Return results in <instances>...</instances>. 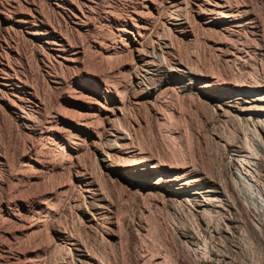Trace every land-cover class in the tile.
Returning a JSON list of instances; mask_svg holds the SVG:
<instances>
[{
    "label": "rangeland",
    "instance_id": "374dc122",
    "mask_svg": "<svg viewBox=\"0 0 264 264\" xmlns=\"http://www.w3.org/2000/svg\"><path fill=\"white\" fill-rule=\"evenodd\" d=\"M104 1L111 13H113L115 18L119 20L118 27L122 26V24H124L123 21L129 17L133 18V23L138 20L137 15L140 11V0H121V2H119L120 0H116V2H114L115 0ZM153 1L158 3V5L160 4L159 0ZM230 1L231 3L233 2L232 5L235 9L237 8L240 10L239 14L241 17V23L239 24L241 27L239 26L235 32L231 33V35L223 33L222 30L219 29L220 26L218 24H210L211 26L209 29L203 21H199V23L195 22V20H193L194 18L189 16L192 15V11L189 8L181 7L178 9L179 11H175L174 14L172 9L161 4L159 5V15L155 16V18L152 16L149 20L147 18V21L143 24L144 37L141 44L144 47V51L149 56L148 63H141L128 53H121L122 56L121 54H118V57L116 54L114 55L115 57L112 56V59L110 58V62L108 60V62L104 63L105 59L107 61L108 55L102 53L101 56L94 50L90 51L89 62L93 59L90 62V65L92 66L89 65V62L87 63L90 72L94 70L96 73H93L99 76L101 80L104 82L106 80V85H108V81L111 80L110 87H108L118 93L119 98L123 102V113L128 109L123 114L121 126H123L122 128H124V130L126 129V133L129 128V134L127 133L128 136L135 139L131 138L132 141H128L127 148L136 154L144 153L143 155L158 160L159 164L162 163L160 164L161 166H165L167 172H163V174L162 172L158 174L152 172L154 174L147 173L143 177L135 176L133 178L125 177L124 175L119 174V172H112V170L108 167L106 168V166L118 163L119 165L122 164V166H124L126 164H132L133 162H112V160L109 161L108 158L97 157L95 155L96 149L93 148H96V146L99 148V146L96 143H93V141H88V144L84 145V134L81 133L74 134L77 135V137H75L77 139L73 140V142H76H74V144H77V151L79 152H75L69 156L65 155L63 148L60 147L61 145L58 146V144H52V142L48 143V141L41 142L42 144L40 143L38 148L45 149H40L41 152L43 151L42 154L39 150H37V153H40V157L41 159L43 158L42 161H44V163L51 164L52 160V163H55V161L58 160L57 163H59L62 158L61 156H63V158L70 159L69 164L63 166L62 169L58 168L54 171L44 170V173L42 172V175H39V179H35L31 176H28L27 178V176H25L21 182L11 184L12 190L15 189L18 191L17 194V191L14 192V190V193L12 192L13 195L17 194L16 196L28 197L32 195L30 194L31 192L33 195L38 194L42 196L43 199H47V203L52 200V202L55 201L54 203L56 204L52 202L49 203L52 213L47 215V217L42 218L45 225L43 224L44 227L40 229L39 234L42 233L40 237L39 234L37 238L36 235L34 237V234H31V236L24 235V237L23 235L20 237V235L17 234V238L15 237L13 239L14 242L11 240L10 248L14 249L12 251L15 256H13V258H3L6 264L10 261L9 264L21 263L23 259L22 255L29 252L33 253L29 254L30 257L34 258V261H37L40 264H99L100 262L102 264H264V128L261 130L254 126L257 120H259L257 118H252L251 122L248 123L243 119L234 116V107H230V103H226L227 105L225 104L222 108H217L213 105V102L220 97L219 95H224L226 97L225 100H230L231 96L242 94L240 89L243 88H247L251 91H260L261 94H264V0H251L252 2H249L250 0ZM247 1L248 6L246 4ZM124 3L126 5L130 4L126 6ZM131 5L136 8L134 9ZM119 6L120 8H117ZM119 10H121L120 13L116 12ZM131 10H135L136 12H132ZM44 12H47L46 9H44ZM246 12L247 14H245ZM169 13L170 15L182 16L181 18H184L186 15L185 18L188 22L191 21L189 23L192 29L190 28V25H188L187 32L189 36L187 38L179 37L169 31L164 24V19L170 16ZM120 15H122L121 18L118 17ZM96 19L98 21L94 20V22L97 23L96 25L100 28L102 26L101 31H105L108 34L103 32L104 35L102 33L101 36L94 37L96 39L99 37V40H103L105 45L109 42L112 43V41H117L114 28L111 29L108 24L97 17ZM160 21L163 22V26ZM260 21L262 22L261 24L259 23ZM137 23L138 21L135 24ZM191 23L196 24V26ZM191 30L193 32H191ZM111 31L112 33H110ZM252 31L254 33H252ZM255 32L259 34H256ZM175 37H178L177 40ZM150 41H153L152 44ZM161 41H163V43ZM94 54L95 56L97 55V58ZM125 55L128 59L125 58ZM113 58L117 61H114ZM129 58H131V60ZM132 59L134 61H132ZM170 60L174 62V64H182L185 67L187 71V79L184 83L180 85L178 80L173 79L172 85L163 88V91L162 89L158 91L155 98L145 103L138 101L136 99V93L146 89L148 87L147 85H149V87L152 86L154 84L152 82L157 75L165 73L166 70L170 69L173 65ZM111 62L114 63L111 64ZM106 63L110 66L107 67ZM93 65L95 66L93 67ZM97 67L98 69H102L98 70ZM100 70H102V73ZM118 70L123 74L121 75ZM125 71H127V74ZM103 73L105 75H103ZM133 74L141 79L142 86L140 85L138 87L136 84V77ZM123 77L128 82H124ZM117 82L119 84H116ZM126 83L130 84L128 85ZM120 84H123L124 86ZM64 90L69 91L66 92ZM64 90L59 92H66L74 95L72 86L69 89ZM123 90L124 93L126 92L125 94H123ZM202 92L203 95L201 94ZM251 94L255 95V93ZM122 96H124V98H122ZM159 98H161V103ZM163 99H166L167 101L165 100V102L167 103H165ZM173 100L179 103L180 106L175 102L176 105ZM60 103L63 105L62 107H60ZM60 103L58 104L59 106L54 105V107L50 106L49 103L48 106L50 108L47 106V109L58 108L59 111H57L62 112L60 114H65L66 116H63L68 119L70 118V120H78L77 122H80L81 119L84 120L85 118H88L90 121L89 128L92 129V131L94 130L93 132L97 133L98 131L99 137L103 140L99 145L105 146L108 140H110V137L108 136L109 131L112 130V128H117L115 126H118L117 121L109 122L104 117H97L96 115L94 116L93 114L86 113L76 105L71 106L62 102ZM138 103H141V105L144 104L142 105L143 108ZM125 105L127 106L125 107ZM174 106L182 109H179L182 118L181 126L175 130L176 133H166V131H164V122H167L168 119V109L172 107L174 108ZM59 108H62L63 110L61 111ZM48 110L47 112L44 111L43 115L50 116L49 113L51 111ZM80 113L83 114L81 115ZM79 115H81V117ZM164 116L167 117L164 118ZM125 117L129 118L125 119ZM89 118L95 122L99 119L98 121H100V123L98 124L96 122L99 126L96 125V128L94 129L96 123L92 121L93 125ZM105 120H107V122ZM188 120H192L191 123H189L190 121ZM168 121L170 120L168 119ZM188 123L193 125L190 126ZM262 123L264 127V122ZM155 126L157 129L159 126L160 127L157 130ZM155 131L157 135H155ZM162 133L167 136H164ZM150 134L152 137H150ZM165 137L173 138H168V140ZM80 138L81 140H78ZM165 139L167 140V143ZM139 140V145L141 147H148L146 149L143 147V149H141L142 151L139 150L140 146H138L137 143ZM141 140H145L144 143ZM171 140L173 141L171 142ZM155 141L158 142L156 143ZM154 142L156 144L153 145ZM78 143H80V145ZM56 146L57 150L54 149ZM171 146H174V148ZM58 147L60 149L62 148V150L60 151ZM48 148L51 152H47L49 151ZM149 148H153L154 150H149ZM52 152H54V157ZM46 153H48V155ZM57 153H59V155ZM244 154H246V156ZM56 156L58 157L57 160L54 159L57 158ZM101 159H103V161ZM10 163L12 164L10 166L13 171L19 170V165H17V163L15 164L14 160H11ZM46 172L49 174L51 173V175H48ZM179 173L185 176V179L199 180L198 184L200 185V188H202L200 194L196 198H188V200L185 201L187 204L178 198H171L168 194L170 187H174L177 183L174 181V177ZM159 175L164 176V179L168 181V183L163 184V186L160 184H151V181ZM51 176L52 179L50 178ZM61 178H64L63 181H61ZM53 180L55 183H53ZM57 181L60 184H58ZM65 181H67V184ZM82 181L88 183V185L85 186ZM19 183H23V185ZM248 184L250 186H248ZM58 186H60V188ZM70 186L71 188H69ZM41 189H43V191ZM61 191L65 193L63 194ZM208 194L213 195V197H211L212 203L210 206H204V202L202 201L204 200V195ZM57 199L61 201V204ZM112 204L115 205L112 206ZM116 204L119 205V207L117 206L116 208ZM52 205H57L58 207L55 208L54 206V210ZM116 210L120 212H117ZM46 218L47 220H45ZM115 223H118V225ZM43 228L45 230L48 229L46 233ZM44 235L48 237L46 239H49V243L46 239H42L46 237ZM30 237H32L33 240ZM38 238H40V241H43V243L41 242L42 244ZM28 239L33 242L28 241ZM47 243L49 245H47ZM31 244L34 249L36 245V251L31 248ZM43 244L45 245V248ZM52 249L57 252L53 254ZM23 251L24 253H22ZM48 252L50 253L48 254ZM15 258L18 260H15Z\"/></svg>",
    "mask_w": 264,
    "mask_h": 264
},
{
    "label": "bare ground",
    "instance_id": "6f19581e",
    "mask_svg": "<svg viewBox=\"0 0 264 264\" xmlns=\"http://www.w3.org/2000/svg\"><path fill=\"white\" fill-rule=\"evenodd\" d=\"M159 1H160L159 5L164 4V5L168 6L170 9H172L174 11V14H175V11H177L181 7L189 8L192 11V15H189V16H192L194 18L193 20H195V22H197V23H199V21H203L204 24L207 25V28H209L211 26L210 24H213V25L218 24L220 26L219 29L222 30L223 33L231 35V33L235 32V30L239 26L241 27V25H239L241 23V17L239 14L240 10H238L237 8L235 9L234 6L232 5L233 2L231 3L230 0H159ZM114 2H116V0ZM119 2H121V0ZM249 2H252V1L250 0ZM133 3H134V1H133ZM237 3H239V2H237ZM247 3H248V1L246 2V4ZM129 4H127V5H129ZM159 5H158V3H156L153 0H140V3H139L140 11H139V14L137 15V19H138L137 21L139 24L138 23L135 24L137 21L136 22L134 21V23H133V21H132L133 18L128 16L129 18L123 21L124 24H122V26L118 27L119 20L115 18L113 13H111V11L107 7V4L104 0H0V264L5 263L3 258H13V256H15V254L12 251L14 249L10 248V242H12L11 240H13L15 237L17 238V234L20 235V237H21V235H23V237H24V235H27V236L30 235L31 236V234H34V237L36 235V238H37L38 234L40 232V229L42 227H44V225H45L42 218L47 217V215H50L52 213V210L49 207V203L52 202V200L49 203H47V201H46L47 199L46 200L43 199L42 196H40L38 194L33 195V193H31L30 190H29V192H30V194H32L31 196L23 197L21 195L23 198L20 196H16L18 194V191L15 189H14L15 191L12 190L11 184L21 182L25 178V176H27V178H28V176H31L35 179H37V178L39 179V175L42 172L44 173V170L54 171V170H57L58 168L62 169L63 166L69 164L70 159H66L65 157L63 158V156H61L62 157L61 159L59 158L61 160L59 163H57L59 160L55 161V163H52V161H53L52 160L51 164L44 163V161H42L43 158L41 159V157H40V153L42 154L43 151L41 152L40 149H45V148H40V149L38 148V145H40L41 142L48 141V143L52 142V144L55 143V144H58V146L61 145L60 147L63 148V152L65 153V155L69 156L71 154H74L75 152H79V151H77L78 150L77 146H76L77 144H74L75 141L73 142V140L77 139V138H75V137H77V135H74V134L81 133V134H84V142L82 141L84 143V145L88 144L87 143L88 141H93V143H96L99 146V148L97 146H96V148H93V149H96L95 155L97 157H99V158L105 157V159L108 158L109 161L112 160V162L113 161H115V162L126 161L128 163H129V161L133 162L132 164H126L124 166H122V164L119 165V163L115 164V165L106 166V168L107 167L110 168L112 170V172H119V174H122L125 177H129V178H133L135 176L143 177L147 173H152V172H156L157 174L160 172H162V174H163V172L164 173L167 172V169H165V166H161L160 164H162V163L159 164L158 160H154V158H151L149 156H145V155H143L144 153L143 154H141V153L136 154L127 148L128 141H130L131 138H133V137L128 136L129 128H128V132H127L128 134L125 132L126 129L124 130V128H122L123 126H121V119H123V114L128 109L125 110V112L123 113V111H124L123 110V102L119 98L118 93L115 90H111L109 88L111 80L108 81L109 84L106 85L107 84L106 80H105V82H106L105 83L103 80H101V78L99 76L94 74V73H96V72H94V70H92L90 72L89 68L87 67V63L89 62V53H91L90 52L91 50H94L95 52L99 53V55H101V56H102V53L108 55L107 61H106V59L104 60L102 58L104 60V63L108 62V60L110 62V58L112 56L115 57L114 55L117 54V57H118V54H121V53H123V54L128 53L131 56H133L134 58H136L137 61H139L141 63H145V64L148 63L149 56H148V54H146V52L143 49L144 47L141 44L142 39L144 37V28H143L144 25L143 24L145 21H147V18L149 20V18H151L152 16H154V18H155V16L159 15V12H160L159 11L160 10ZM108 6H109V4H108ZM131 6H133V5H131ZM238 6H240V5H238ZM247 6H248V4H247ZM117 8H120V6ZM135 8L136 7H134V9ZM44 9H46L47 12H44ZM121 10H123V9H121ZM121 10L116 11V12L120 13ZM133 11L136 12L135 10H133ZM188 12H190V11H188ZM247 12L245 14H247ZM123 14H125V13H123ZM248 14H249V12H248ZM169 15H170V13H169ZM121 16L122 15H120L118 17L121 18ZM96 17L98 19H100L101 21L105 22L106 24H108L109 28H111V29L114 28V31L116 33L115 36H117V39H116L117 41H115V42L112 41V43L109 42L108 44L105 45L103 43L104 42L103 40H99V37H98V39H96L94 37V36H99V35L101 36V34L103 32H105V31H101L102 26L100 28L96 25L97 23L94 22V20L97 21ZM162 17H164V16H162ZM181 17L178 15H170V16L166 17V19H164V24L167 26V28L169 29L170 32H173V34H176L177 36L182 37V38H187L189 36L188 32H187V28H188V25H190L189 22H191V21L188 22V20L185 18L186 15H185V17L183 15L184 18H181ZM193 20H192V22H193ZM101 21H99V22H101ZM261 21L259 22L260 24L262 23ZM161 22L162 21H160V23ZM201 24H202V22H201ZM192 25L196 26V24H192ZM104 26H106V25H104ZM162 26H163V22H162ZM250 26H248V27H250ZM190 28H191V25H190ZM103 30H104V28H103ZM107 30H110V29H107ZM253 31H252V33H254ZM191 32H193V31L191 30ZM105 33H107V32H105ZM110 33H112V31ZM256 34H259V33H256ZM103 35H104V33H103ZM105 36H107V35H105ZM173 37H174V35H173ZM104 38H106V37H104ZM177 38H176V40H177ZM114 40H115V37H114ZM152 42H151V44H152ZM161 42L163 43V41H161ZM146 45H147V41H146ZM157 45H158V43H157ZM159 47H161V46H159ZM146 51H148V50H146ZM91 55H93V54H91ZM94 56H95V54H94ZM121 56H122V54H121ZM95 57L97 58V55ZM159 57H160V55H159ZM96 58H95V60H96ZM125 58H127V56ZM129 59L131 60V58H129ZM133 59H132V61H134ZM160 59H159V61L162 60V59L161 60ZM115 60L116 59H114V61ZM90 62H89V65H90ZM170 62H172V61L170 60ZM113 63L111 62V64H113ZM161 63H162V61H161ZM172 63H173L172 67L169 66V67H171L170 69L166 70L165 73L159 74L155 77L154 81L152 82L154 84L153 85L151 84L152 86L149 87V85H147L149 83H147L146 85L148 87L146 89H144V90L140 89L141 91H139V89H138L139 92L136 93L137 94L136 99L138 101H142L145 103V102L155 98V95L157 94L158 91H160L161 89L163 91V88L170 87L172 85L173 79L178 80V83L180 85H182L184 83V81L187 79V71H186L185 67L182 64H174V62H172ZM94 64H95V61H94ZM163 64H164V62H163ZM106 65H107V67L110 66V65L108 66L107 63H106ZM90 66H92V65H90ZM94 66L95 65H93V67ZM102 66H104V65H102ZM111 67H112V65H111ZM91 69H93V68H91ZM97 69H98V67H97ZM99 69H102V68H99ZM133 69H131V70H133ZM140 69H142V68H140ZM101 71L102 70H100V72ZM112 71H113V69H112ZM127 71H125L126 74H127ZM157 71H159V70H157ZM100 72H97V73H100ZM118 72H119V70H118ZM136 72H137V70H136ZM111 73H113V72H111ZM119 73L121 74V71ZM103 75H105V74L103 73ZM109 75H110V73H109ZM128 76H130V75H128ZM135 77H136L135 78L136 84L138 85V87L140 85L142 86L141 79L137 78V75ZM105 78H107V77H105ZM127 78H129V77H127ZM123 79L125 82L126 79L124 77H123ZM147 79H150V78H147ZM126 82H128V81H126ZM116 84H119V83L117 82ZM126 84L129 85L130 83H126ZM120 85H123V84H120ZM71 86H72L74 95L66 93L69 90L68 91L64 90V89H69ZM117 88H118V85H117ZM124 88H127V87H124ZM63 90L66 92H62V93L59 92V91H63ZM125 90H127V89H125ZM167 90H168V88H167ZM240 91L242 92V94H237L235 96H231L230 100H225L226 97L224 95H219L221 98L219 97L216 101L213 102L214 107L222 108L223 106H225L226 103H230L229 106L234 107V112H233L234 116H236L239 119H243L244 121H246L248 123L251 122L252 118H257L259 120H257V122L254 126L263 130L262 128H264V127H263L262 122H264V94H261L260 91H256V90L251 91L247 88L240 89ZM122 92H123V94L126 93V92L124 93V90ZM228 92H230V91H228ZM251 93H255V95H252ZM201 94L203 95V92ZM120 97H121V95H120ZM122 98H124V96H122ZM160 99L161 98H159V101H160ZM165 100H164V102H165ZM60 102L65 103L67 105H71V106L76 105L77 107L83 109L86 113L91 114V115L93 114L94 116L96 115L97 117L98 116L104 117L109 122L117 121L118 126H115L114 124L111 123L112 125H114L117 128H112V130L109 131L108 136L110 137V140H108V142L106 144L107 146L106 145L105 146L99 145L101 143V141H103V140H101V138L99 137L98 131L96 133V132H93L94 130L92 131V129L89 128L90 121L88 120V118H85L86 120L83 118L84 120L81 119L80 122H77L78 120L74 121V119L70 120V118L68 119L67 117H65L66 116L65 114H60L62 112H58L59 111L58 108L57 109H55V108L49 109L51 111L49 113L50 116L43 115L44 111L47 112V110H48L47 106L49 105V103H50V106L54 107V105L59 106L58 104ZM136 102H135V104H136ZM175 102L176 101H174V103ZM160 103H161V101H160ZM165 103H167V102H165ZM169 103H171V102H169ZM138 104H140L141 107H142V105H144V104L141 105V103H138ZM173 104H172V106H173ZM177 104H179V103H177ZM60 105H61V103H60ZM153 105H155V104H153ZM164 105H166V104H164ZM62 106L63 105H61L60 107H62ZM126 106L127 105H125V107ZM179 106H180V104H179ZM48 108H50V107L48 106ZM177 108H178L177 106L176 107L174 106V108L172 107V108L168 109L167 116H168V119L170 121H168V119H167V122H164V125H165L164 131H166V133L167 132H175V130L178 129L179 126H181L182 118H181V114H180L179 109L182 108V105H181V108H178V109ZM60 110L62 111L63 109L61 108ZM64 112H67V111H64ZM71 114H70V116H71ZM63 115H65V116H63ZM81 115H79V116L81 117ZM91 115H90V117H91ZM79 116H78V119H79ZM94 116H92V117H94ZM167 116H164V118ZM73 117H75V116H73ZM128 118L125 117V119H128ZM143 118H144V116H143ZM96 119H98V118H96ZM96 119H94V120H96ZM98 120L96 122L99 124L100 121H98ZM107 120H105V121L107 122ZM92 121L93 120H91V123H92ZM188 121H190L189 123H191L192 120H188ZM93 122H95V121H93ZM122 122H123V120H122ZM97 123L95 125L92 123L94 125V129L96 128L95 127L96 125L99 126ZM154 123H152V124H154ZM189 123H188V125H190ZM138 124H140V123H138ZM138 124H137V126H138ZM149 124H150V122H149ZM131 125H132V123H131ZM191 125H193V124H191ZM146 127H147V125H146ZM159 127H158V129H159ZM161 127H163V126H161ZM141 128L143 129L142 126H141ZM155 128H156V126H155ZM146 129H145V131H146ZM189 129H190V127H189ZM196 131H195V133H196ZM100 132H102V131H100ZM155 133H156V131H155ZM162 134L164 135V133H162ZM73 135H74V137H73ZM131 135H132V133H131ZM147 135H149V134H147ZM155 135H157V133ZM145 136H146V134H145ZM164 136H167V135H164ZM129 137H130V139H129ZM150 137H152V135ZM161 137H162V135H161ZM168 138H166V139H168ZM171 138H173V137H170L169 139H171ZM133 139H135V138H133ZM144 139H146V138H144ZM78 140H81V138ZM144 141H142V142L144 143ZM149 141H150V138H149ZM172 141L173 140H171V142ZM224 141H225V139H224ZM155 142L157 143L158 141H155ZM155 142L153 143V145L156 144ZM168 142H170V141H168ZM80 143H78V144L80 145ZM137 143H138V146H140L139 145L140 140ZM143 143H142V146H143ZM166 143H167V140H166ZM46 145H47V143H46ZM93 145H95V144H93ZM151 145H152V143H151ZM100 146H102V147H100ZM149 146H150V144H149ZM166 146H167V144H166ZM47 147H48V145H47ZM143 147L140 146L139 150L143 149ZM147 147L145 146L144 148L146 149ZM171 147L174 148V146H171ZM56 148H57V146L54 149H56ZM62 148L60 149L58 147V149H60V151L62 150ZM50 149H49V151H47V150L46 151L51 152ZM150 149L151 148H149V150ZM37 150H39V152H40L39 154L37 153ZM81 151H82V149H81ZM143 151H145V150H143ZM157 151H159V150H157ZM153 152H152V154H153ZM246 152H248V151H246ZM52 153H53L52 155L54 157V152H52ZM46 154L48 155V153H46ZM57 154L59 155V153H57ZM154 155H155V153H154ZM244 155L246 156V154H244ZM239 156H240V154H239ZM71 157H69V158H71ZM44 158H46V157H44ZM54 159L57 160L58 157L54 158ZM11 160L12 161L14 160L15 164L17 163V165H19V170H16V171L12 170V168L10 166V165H12L10 163ZM74 160H75V158H74ZM101 160L103 161V159H101ZM68 169H67V171H68ZM65 171H63V172H65ZM46 173H48V172H46ZM152 174H154V173H152ZM46 175H45V177H46ZM48 175H51V173L50 174L48 173ZM53 175H58V174H53ZM79 175H80V173H79ZM63 177H64V175H63ZM50 178L52 179V176ZM185 178L186 177L183 176L181 173L176 174V176L174 177V181L177 183L174 185V187H172V188L170 187V189L168 191V194L171 198H173V197L178 198L179 200L184 201V203H186L185 201H187L188 198H196L200 194V191L202 189V188H200V185L198 184L199 180H191V179L188 180ZM61 179H62L61 181H63L64 178H61ZM67 179H65V180H67ZM56 180H57V178H56ZM69 181H71V180H69ZM66 182L67 181H65V183ZM82 182H84V181H82ZM92 182H93V180H92ZM42 183H43V181H42ZM45 183H46V181H45ZM53 183H55V181ZM113 183H117V182H113ZM165 183H168V181H166L164 179V176H162V175L157 176V178H154L151 181V184H153V185L160 184L161 186H163V184H165ZM19 184L23 185V183H19ZM58 184H60V183L58 182ZM83 184L85 186L88 185V183H86V182H84ZM63 185H65V184H63ZM248 186H250V185L248 184ZM58 187L60 188V186H58ZM69 188H71V186ZM74 189H76V188H74ZM41 190L43 191V189H41ZM13 191L14 192L17 191V194L13 195L12 194ZM50 191H51V189H50ZM19 192H20V190H19ZM25 192H27V191H25ZM44 193H46V192H44ZM48 193H49V191H48ZM67 193H69V192H67ZM211 197H213V195H209V194L204 195V200L202 201V202H204V206H210V204L212 203ZM49 198H50V196H49ZM55 199H56V196H55ZM60 200H58V201H60ZM54 202L55 201H53L52 203H54ZM120 203H118V204H120ZM54 204H56V203H54ZM60 204H61V201H60ZM201 204H203V203H201ZM113 205H115V204H112V206ZM180 205H183V204H180ZM54 206H53V208H54ZM77 206H79V205H77ZM117 206L119 207V205L116 204V208H117ZM56 207H58V206L56 205L55 208ZM60 207H61V205H60ZM55 208H54V210H55ZM56 211H57V209H56ZM117 212H120V211H117ZM50 218H51V216H50ZM45 220H47V218ZM54 221H55V219H54ZM56 222H57V220H56ZM46 224H47V222H46ZM115 224L118 225V223H115ZM119 226H120V224H119ZM50 229H51V227H50ZM43 230H45V229L43 228ZM47 230H45V233ZM41 234H39V237ZM44 236H46V235H44ZM30 238L32 239V237H30ZM46 238H48V237L46 236L42 239H46ZM25 239H27V238H25ZM38 240L40 241V238H38ZM28 241H31V240L28 239ZM46 241L49 243V239L48 240L46 239ZM46 241H45V243H46ZM13 242H14V240H13ZM31 242H33V241H31ZM41 242L43 243V241H40V243ZM51 242H52V240H51ZM53 242H54V240H53ZM55 242H56V240H55ZM24 243H25V241H24ZM48 243H47V245H49ZM12 244H11V246H12ZM27 244H28V242H27ZM32 244H31V248L33 247ZM21 247H19V248H21ZM28 247H30V246H28ZM16 248H17V246H16ZM44 248H45V245H44ZM32 249H34V248H32ZM35 249H36V245H35ZM53 249H52V251H53ZM55 249H57V248H55ZM25 252H26V250H25ZM55 252H57V251H53V254H55ZM22 253H24V251ZM30 253L33 254L32 252L23 254L22 255L23 259H22L21 263H19V264H40L39 262L34 261V258L30 257V255H29ZM49 253L50 252H48V254ZM40 257H39V259H40ZM16 258H15V260H18ZM36 258H37V256H36ZM6 262H7V260H6ZM12 262H14V261H12ZM99 264H102V263L100 262Z\"/></svg>",
    "mask_w": 264,
    "mask_h": 264
}]
</instances>
